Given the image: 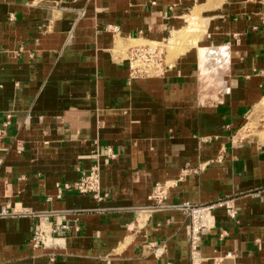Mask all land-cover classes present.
Here are the masks:
<instances>
[{
  "label": "crops",
  "instance_id": "crops-1",
  "mask_svg": "<svg viewBox=\"0 0 264 264\" xmlns=\"http://www.w3.org/2000/svg\"><path fill=\"white\" fill-rule=\"evenodd\" d=\"M191 15L220 61L194 48L130 78L131 43ZM263 85L264 0H0V210L78 230L35 250L37 218H0V264H264V137L234 136ZM95 161L100 201L58 189ZM155 185L168 206L232 199L235 219L212 211L191 258L185 215L135 213Z\"/></svg>",
  "mask_w": 264,
  "mask_h": 264
},
{
  "label": "built area",
  "instance_id": "built-area-1",
  "mask_svg": "<svg viewBox=\"0 0 264 264\" xmlns=\"http://www.w3.org/2000/svg\"><path fill=\"white\" fill-rule=\"evenodd\" d=\"M107 32L114 34L118 32V28L109 26ZM139 64H143V68H140ZM130 78L146 75L149 68H158L162 64V58L159 52L153 51L149 47L145 48H132L130 51ZM106 157L112 158L110 150H105ZM62 190H74L81 195H89L93 199L100 201L103 196L100 190V178H99V163L95 161L91 167L83 172L78 181L72 185H63ZM166 199V186L155 185L153 191L149 197L152 202L150 205L142 206L136 209L137 215H150L154 212L160 211H176L185 215L189 220L187 227L186 238L190 250L191 258H195L198 254V247L200 244V236L203 232L212 229L214 227L212 211L215 209H224L226 215L235 219L236 212L234 207L230 205L232 199L224 198L207 205H193V204H180L175 206H168L164 203ZM62 212L52 211L47 215L52 219V222L47 225H42L41 217L39 214L33 212L29 208L24 207L22 204H13L0 210V218H12V217H26L37 218V227L34 230L31 239L30 246L35 250H41L48 247L47 242L50 239L68 237L72 232L78 231L77 228H72L65 220V215H61ZM150 248H154L153 243L147 245Z\"/></svg>",
  "mask_w": 264,
  "mask_h": 264
},
{
  "label": "rangeland",
  "instance_id": "rangeland-1",
  "mask_svg": "<svg viewBox=\"0 0 264 264\" xmlns=\"http://www.w3.org/2000/svg\"><path fill=\"white\" fill-rule=\"evenodd\" d=\"M190 25L191 24L187 23V27L184 30H182V33L181 31L180 33H178L180 37H177L178 35L175 34L174 35V39L176 37L175 40L171 39L173 38V35H172L171 38L168 40V42L163 43V44H154V43L151 44L145 41H134L133 43H131L130 47L131 48L149 47L153 51L159 52L162 58L161 70H163L164 57H165V61L167 64L169 63L171 58L179 57L193 50L194 48H197L196 46H197V41L199 40V37H200L199 30H200L201 25L199 24L197 20H196V23L193 24V26H190ZM203 50L204 49L198 50L197 48V56L199 60L201 56L203 55V53L202 55H199L198 52L199 51L203 52ZM206 51L208 52L207 55L212 57L210 62H212L215 58L217 59L221 57V54H219V52L215 49H207ZM216 59L215 61H220ZM138 65L140 66V68H143V66H141L143 64L138 63ZM216 66L217 65H215L214 67ZM263 98H264V85L262 89V98L260 102L246 114L244 124L241 127L242 130L240 129L241 132H238L239 130H237L236 134L234 135L236 137L235 140L237 141L241 140L242 142H246V140H251L257 136L264 137V99Z\"/></svg>",
  "mask_w": 264,
  "mask_h": 264
},
{
  "label": "bare ground",
  "instance_id": "bare-ground-1",
  "mask_svg": "<svg viewBox=\"0 0 264 264\" xmlns=\"http://www.w3.org/2000/svg\"><path fill=\"white\" fill-rule=\"evenodd\" d=\"M189 19V18H188ZM196 23V21H195V19H194V17L191 15V19L188 21V24H191L190 26H193V24H195ZM179 33H180V31H179ZM181 33H182V31H181ZM175 35V34H174ZM174 35H173V38H171L172 40H175L176 39V37H175V39H174ZM177 37H180L179 36V34H178V32H177ZM182 35V34H181ZM175 42V41H174ZM198 50H200V48H198ZM199 53V55H202V53H203V55L201 56V58H200V62H201V64L202 63H204L205 65H207V63H209L208 62V60H211L212 59V57H210V56H208L207 55V51L206 50H203V52H201V51H199L198 52ZM212 53V52H211ZM221 54V53H220ZM214 56V55H213ZM216 59V58H215ZM264 99V98H263ZM250 124V123H249ZM246 128V127H245Z\"/></svg>",
  "mask_w": 264,
  "mask_h": 264
}]
</instances>
